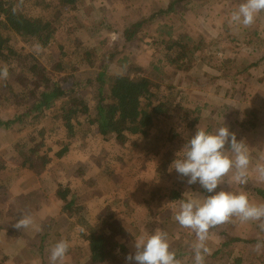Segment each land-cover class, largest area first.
Segmentation results:
<instances>
[{
	"label": "rangeland",
	"instance_id": "1",
	"mask_svg": "<svg viewBox=\"0 0 264 264\" xmlns=\"http://www.w3.org/2000/svg\"><path fill=\"white\" fill-rule=\"evenodd\" d=\"M13 1L16 10L24 13L30 4H35L34 0ZM36 1L38 6L48 5L47 9L43 7L45 19L55 29L53 39L63 43L62 48L69 65L62 75L66 74L81 80L98 70L100 58L104 53L113 51L115 46L121 47L124 30L159 12L166 6L167 1L171 0H77L67 9L62 8L58 0ZM189 1L182 0L177 4L178 14L155 19L152 26L142 28L146 33L149 29L154 32L156 26L161 23L171 26L177 35V40L183 44L179 57L186 58L187 62L181 63V66L174 65V68L166 66L164 69L166 79L157 83L149 67L154 53L152 42L149 37L141 41L138 35L125 49L122 48L123 53L111 62L108 70L110 75L130 74L152 80L151 91L156 99L153 104L163 103V107L155 116L150 107L143 103L140 106V113L143 117L154 115L158 127H152L142 139L114 136L110 141H103L96 133L95 124L84 121L85 117L79 115L82 123L81 133L79 135L77 133L76 137L70 140L68 152L62 159L55 160L46 167H41L35 161L21 170L16 169L12 150L18 139L27 137L33 132L32 129L24 127L0 132V159L7 167L5 171L0 172V201L10 197L11 192H15L14 186L18 181L19 189L32 188L37 193L36 199L42 200L41 204L47 201V209L53 211L56 209V200H59L56 197L58 191L66 187L70 188L76 194L78 203V200H82L80 192L87 188V195L83 197V201L89 203L82 205L84 208L81 213L82 219L88 220H86L87 225H82V228L80 225H73L69 228L81 229L85 231L83 236L88 237L91 230L98 233L113 225L127 229L130 234L147 236L153 233L150 225L153 219L152 227L155 228L166 220L170 227L177 231L176 242L183 241L189 249V242L192 243V231L178 227L174 216L179 211L180 202L174 205L168 200L167 195L169 191H176L184 198L185 193L195 190L201 192L204 197L215 194V192L208 193L199 183L188 185L189 178L181 176L171 167L176 158L183 156L181 151L196 134L197 126L200 125L209 132L221 126L228 127L230 132L236 134L238 141L247 144L251 163L255 157L251 150L255 148L258 150L257 160L264 163V60L257 68L244 71L249 64L264 56V12L258 14L251 26L244 27L229 22L231 13L244 0H191L193 9L199 13L210 10L211 16L205 20L194 10L196 15H191L190 25H186L181 15L187 10ZM138 7L140 9H137ZM31 12L34 13L33 10ZM100 22L104 23V29L92 33V29H96ZM215 22L219 23L217 28L211 29V25L216 24ZM194 27L195 32H193ZM245 32L252 35L247 34L244 41L240 40ZM201 41L204 44L196 48ZM10 44L17 51L38 59L39 65L45 69L50 78L58 79L61 76L51 70L49 64L51 56L46 49H40L32 41H26L21 37H13ZM122 56L127 57L125 66L117 63V59ZM224 64H226L225 75H228L229 79L223 78L220 72L212 68L213 66L219 68ZM136 67L143 69V72L134 71ZM12 68L8 85L17 87L26 83L25 72L20 68ZM217 88L226 90L220 96L218 94L221 91ZM7 93V88L0 89L1 117L12 116L17 111L13 104L4 101ZM29 99L31 105L34 99L30 97ZM84 99H89V96H84ZM166 99L174 102L169 105ZM244 101H249L254 107L253 111L251 108H245ZM88 105L92 107L90 101ZM22 106L25 104H19L18 109H22ZM185 109L199 110V121L191 131H187L188 119H183ZM57 113L58 108H55L53 114ZM169 128L175 131V139H169L166 134ZM40 139L44 140L46 147L52 148L54 152L58 151L67 141L65 127L61 122L55 121L49 130L47 128L43 130L42 136L38 137L34 145ZM225 147L227 149L229 145ZM179 152L181 153L177 156ZM253 168L250 164L247 184L241 185L231 181L230 172L224 177V183L215 191L236 193L245 191L252 202L264 203V198L254 191V188L264 189V181L257 179L255 171H250ZM22 177L26 178L23 182ZM23 203L26 204V201ZM6 215L0 214V227L4 228L1 229L4 231H0V261L15 264L13 258L9 259V254L7 260L4 259L7 247L16 243L15 239L7 237L5 233L11 231L9 229H15L14 231L17 232L14 225L19 219L13 215ZM232 222H237L235 217ZM45 224L49 230L52 221L48 223L45 220L43 225ZM56 225L61 226L59 223ZM252 225L253 223L249 228H253ZM54 227L53 224L51 229ZM233 229L240 227L238 224H233ZM76 230H69L74 236L70 240H77L87 245L86 239L77 236ZM169 241L170 246H175L171 239ZM134 245L135 243L133 247ZM244 245L246 246L243 243ZM179 246H182V242H179ZM81 249L76 253L78 260L75 257L69 258L72 263L76 264L79 260H84L83 256H80ZM227 255L233 257L235 249ZM243 256L249 260L248 264H258L256 260L260 261L262 254L252 250L249 253L244 252ZM126 257L127 255L120 256V259L107 258L100 264H135L134 261L128 262ZM49 262L48 259L46 263Z\"/></svg>",
	"mask_w": 264,
	"mask_h": 264
},
{
	"label": "trees",
	"instance_id": "2",
	"mask_svg": "<svg viewBox=\"0 0 264 264\" xmlns=\"http://www.w3.org/2000/svg\"><path fill=\"white\" fill-rule=\"evenodd\" d=\"M58 1L62 8L67 9L77 0ZM34 2L35 4H30L24 13L16 10V4L13 0H0V69L7 66L10 73L13 70L12 67H16L27 75L26 83L17 87L8 85L10 74L7 79L0 78V89L3 87L8 89L4 101L13 104L17 109L12 116H0V132L24 127L33 131L27 137L18 139L15 148L12 150L14 162L17 165L16 169H24L35 161L41 167H46L53 161L62 159L64 154L68 152L70 140L75 138L77 133L78 135L81 133L82 123L79 120V115L85 117L84 121L95 124L96 133L103 141H110L111 137L114 136L142 139L152 127H158L153 116L159 113L163 103L153 104L156 99L155 94L151 91L152 80L144 76H131L130 74L110 75L108 70L111 62L123 53L122 48L125 49L138 35L140 36L139 40L142 41L149 37L152 42L154 53L149 67L152 70L154 81L157 83L166 79L164 73L166 66H173L174 68V65L179 64L181 66V63L187 62L186 58L179 57L183 44L177 40V35L171 26L161 23L156 26L154 32L150 29L146 33L142 31L143 27L152 26L151 24L155 19L177 14V4L181 3L182 0H171L166 9H160L159 12L147 19L130 25L123 31L121 47L115 46L113 51L104 53L100 58L98 70L81 80H76L66 74L62 75L68 68L66 66L69 65V61L65 59L63 43L53 39L55 29L45 19L44 8L47 9L48 5H45L46 7L40 5L42 6L40 7L36 5V0ZM42 3L44 4V1ZM32 10L34 13L31 12ZM96 27V29H92V33L103 30L104 23L100 22ZM107 29L111 30L110 27ZM247 32L240 37V40L243 39L244 41L247 34L252 35ZM13 37H21L26 41H32L40 49H46L51 56L49 58L51 70L56 74H61V76L58 79L50 78L45 69L39 65L38 59L14 49L10 44ZM200 43L196 48L204 44L203 41ZM224 60L227 61L226 57ZM263 60L264 56L249 64L244 71L257 68ZM126 62L127 57L122 56L117 59V63L121 66H125ZM212 68L220 72L223 78H228L224 71L226 64L219 67L220 69L215 66ZM135 70L143 72V69L139 67H136ZM84 96H89V99L85 100ZM29 97L34 99L31 105ZM88 101L92 105L91 108ZM172 102L174 101H167L169 105ZM143 103L150 107L154 115L149 117L141 115L140 106ZM19 104H25V106L18 109ZM55 108H58L57 114H53ZM183 116V119H188L187 131L195 129L199 121V110L189 111V109H185ZM55 121L61 122L65 127L66 144L55 152L52 148L45 146L43 139L34 145L38 137L42 136L43 130L45 128L49 130ZM166 134L169 139L176 138L173 129L169 128ZM6 169V164L0 159V172ZM254 191L264 198V189L254 188ZM56 197L63 202V214L78 218L81 224L87 225L82 220L83 206L77 205V196L73 190L66 187L58 191ZM167 197L172 203L180 202L183 199L176 191H169ZM46 231H48V226L45 224L33 239H27V243L39 251L42 264H46L48 260L43 251L47 236ZM122 234H124L122 227L113 225L98 233L91 230L89 236L85 237L91 264L102 263L107 258H116L114 255L116 249L126 253L123 245L117 240V237ZM258 240L230 236L221 245L225 247L240 242L252 247ZM261 254V264H264V250Z\"/></svg>",
	"mask_w": 264,
	"mask_h": 264
},
{
	"label": "clouds",
	"instance_id": "3",
	"mask_svg": "<svg viewBox=\"0 0 264 264\" xmlns=\"http://www.w3.org/2000/svg\"><path fill=\"white\" fill-rule=\"evenodd\" d=\"M264 12V0H244L230 15V23L251 26L258 14ZM9 69H0V78L7 79ZM226 145L229 147L226 149ZM183 156L176 158L171 167L183 177H188V185L199 183L208 193L201 197L197 193L187 192L180 200L179 211L174 216L175 221L190 229L196 237L192 248L194 264H205V256L209 253L206 246L209 231L218 225L230 222L233 217L240 223L258 222L257 226L264 233V203H254L245 191L215 190L224 183V177L232 173L231 181L247 184L251 155L244 141H238L236 134L221 126L209 132L197 126L196 134L184 145ZM179 152L177 156L181 153ZM259 181H264V163L258 162L254 169ZM34 224L31 214L24 215L15 223L16 229H27ZM135 254L126 257L128 262L136 264H182L177 259L176 252L170 250L168 233L156 228L151 235H140L135 239ZM70 242L61 239L50 249V264H63L69 251ZM253 251L260 254L264 250V238L252 246Z\"/></svg>",
	"mask_w": 264,
	"mask_h": 264
},
{
	"label": "crops",
	"instance_id": "4",
	"mask_svg": "<svg viewBox=\"0 0 264 264\" xmlns=\"http://www.w3.org/2000/svg\"><path fill=\"white\" fill-rule=\"evenodd\" d=\"M169 2L170 1H167L166 6L162 7V9L163 8L166 9L168 7L167 5H169ZM190 2L191 0L189 1L187 10L181 15L183 21L186 22V25L189 24V19L191 15H196L195 12L197 13L199 17L202 16L203 18H205V20L208 19L209 16H211L210 10L204 11V13L201 11V13H199V11H196L195 9H193V6L190 4ZM137 9H140V7H138ZM217 24L219 23L212 24L211 29H213L214 27L217 28L218 26ZM195 31H196V28L194 27L193 32ZM211 37L215 38V36L213 35H211ZM217 90L221 91V93L218 94L221 96L222 92L225 91L226 89L217 88ZM241 97L243 98V96ZM243 104L246 106L245 108H251V110L253 111L254 107L250 105L249 101H244ZM251 151H252V155L255 156L251 163V165H253L254 168L253 170L250 169V171L253 172L256 164L259 162L257 160L258 150H256L255 148ZM24 177L21 178L22 182L24 179H26ZM14 187L16 188L15 192H11L12 195L8 198L4 196L6 198L3 199V201H0V208H1L0 214H3V215L8 214L9 216L13 215L16 217V219H21L24 215L31 214L34 218V224L27 229H19V230L16 229L17 232L14 231L15 229H9L11 231H8L7 233H5L7 237L11 239H15V242H16L15 244L9 245L7 247L9 250V253L7 250L5 253L6 257L4 258L5 260H7V256L9 254V257H10L9 259L13 258L15 260V264H42L39 251L35 247L30 246L27 243V239L28 238L33 239L37 235L40 228L42 227L41 225H43L44 221L46 220L48 223L52 221V225L53 224L55 225L53 229H51L52 227L51 225L49 230L46 231L47 236H46V242L44 244L43 251L45 252L44 256H46L47 259H49V255H50L49 252H50L51 247L54 246L55 243H57L59 240L66 239L70 242V248L65 257V260L63 261V264H74L70 261L69 258L73 259V257H75V259L78 260L79 258L76 255V253L80 252V248H82L80 256H83L84 260L83 261L79 260L78 262H76V264H91L92 263L89 258V251H88L87 245L86 244L84 245L77 240H70V239H73L74 236L72 235L73 233L70 232L69 230H76V229L69 228V226L80 225V227L82 228L83 224L79 222L78 218L70 217L68 214H63V210H62L63 202L62 201L56 200V204H55L56 209H53V211L52 209L48 210L47 209L48 202L45 201L44 204H41L43 203V201L36 199L37 193L34 190H32V188L30 189L29 187V189L28 188L19 189L18 181L16 182V186ZM86 191H87V188H84L80 192L82 200L81 201L78 200L77 204L79 206H82L83 204L86 205L87 203H89V202L83 201V197L87 195ZM191 193H197L201 197H204V195H202L201 192L197 190ZM23 201H26V204H24ZM176 203L177 202H175L174 205ZM86 220L87 219H85V222ZM236 220H237L236 223L235 222L233 223L231 220L230 222H226L222 225H218L215 228L210 229L208 239L206 241V246L209 249V253L206 254L205 256V264H248L249 263V260L245 259V257L243 256V253L251 252L253 250L252 247L248 245L243 246V243H240V242L230 244L225 247H223L221 244H223L226 240H228L230 236L241 238V239H247V238L262 239L264 238V233H261L259 231V228L257 226L258 222L249 221L247 223H243L245 224V227H243V224L240 223L237 218ZM55 222L59 223L61 226H57ZM90 223L92 225V222ZM232 223L238 224L240 229H233ZM251 223H253L252 225L253 228H249ZM153 224H154V219L152 220V223H150L151 231H153L154 233L156 228L152 227ZM178 227H181V226L178 224ZM157 228H160L163 231L168 233V238L171 239L173 241V244L175 245V246H170V250H173L176 252L177 259H180L182 261V264H194V251H193L192 245L193 243H195L196 237L193 232H192V237H191L192 243L189 242V249H188L187 245L183 241L178 240L176 242L177 237H175V234L177 233V231L176 229L173 230V227H170L168 221L164 220L162 224L160 222L159 227ZM1 229H4V228L0 227V231H4ZM123 230H124V234L118 236L117 240L123 245V247L126 250V253L120 252L118 249H116L117 252H115V254H116V257H118L119 259H120V256L124 257L125 255L128 256L129 254H132V255L135 254V250H134L135 247H133V243H135V239L138 236H140L139 234L128 233L127 229H123ZM76 231H77V236L83 237L85 239L86 236H83L85 234V231H81V229L76 230ZM179 242H182V246H179ZM232 249L233 250L235 249V255H233V257L227 255V254H230V251ZM256 262L258 264H261V259L260 261L256 260ZM0 264H6V261L5 262L0 261ZM46 264H50V262Z\"/></svg>",
	"mask_w": 264,
	"mask_h": 264
}]
</instances>
